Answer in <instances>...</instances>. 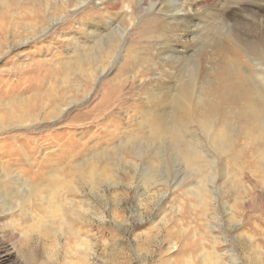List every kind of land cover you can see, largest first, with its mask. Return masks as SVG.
<instances>
[{
	"label": "rangeland",
	"instance_id": "1",
	"mask_svg": "<svg viewBox=\"0 0 264 264\" xmlns=\"http://www.w3.org/2000/svg\"><path fill=\"white\" fill-rule=\"evenodd\" d=\"M13 1H22L21 5L28 2ZM160 1L162 4L184 2L191 13L202 17L220 10L219 0H117L114 9L104 7L99 0H87L77 7L72 1L61 6L57 0L48 13L60 17V20L50 24L47 22L48 13H45L43 18H36L34 24L35 29L41 26L45 30L13 46L10 43L24 35L18 19L22 12L19 8L4 10L8 24L0 30V98L5 96L3 100L9 99L10 96L5 95L8 91L25 96L30 95L34 88L43 87L41 90L46 91L39 95L41 98L55 96L49 102L54 109L61 105V98L76 102L68 105L57 118H54L55 112L48 116L40 112L38 118L43 120L39 123L18 127L8 125L0 129V169L6 166L4 162L10 163L8 169L19 173L28 182L32 180L38 186L42 184L39 187L43 190L46 187L44 183L54 177L55 164L60 166V177L68 179L67 163L89 159L98 164L103 182L97 187L88 183L85 187L76 188L89 212L86 209L88 218L85 220L70 223L69 230L66 222L56 221L49 215L51 211L46 207L54 208L57 202L54 198L51 205L44 202L41 206L37 194L33 193L23 201L18 200L20 205L12 208L11 213L0 208V264H219L218 259L221 264L232 261L264 264V158L260 152L264 149V141L253 143L251 139L234 137L237 139L232 146L234 154H237L235 158L228 153L217 155L214 149L202 143L209 153L202 162L204 169L200 171L199 181L196 172L181 161L176 162L169 152H163L168 151V147L162 149L163 155H151V173H148L146 151L140 149L137 156L118 151L121 147L119 140L137 129L136 119H140V112L132 107L143 100L139 88L141 84L151 83L155 76L152 68L158 58L155 52L156 44H159L155 41L160 34L168 35V38L169 35L183 36L181 22L166 25L159 21L162 16L159 11L155 12L154 7L162 6ZM155 2L157 5L152 6ZM26 5L33 7L31 2ZM91 23L105 28L97 42H92V37L86 32L91 29L88 27ZM120 29H124V34L115 48L116 52H112L110 60L102 54L101 62H108L91 83L81 74L82 70L84 73L87 71L85 66L80 73L82 55L93 54L97 45L104 44L109 34ZM146 29L151 30L146 40L151 45L147 58L150 59L154 53L156 59L153 62L150 59L146 64L145 58L141 59L124 73L123 77L127 75L129 82L118 89V96H114L110 103H99L101 88L110 90L109 83L107 87L104 82L118 75L119 66L128 59L127 47L137 44V36L145 33ZM75 51L79 52L77 57ZM137 52L141 53V49ZM142 56L145 57L144 54ZM32 62L29 70L17 68L27 67ZM145 66L150 70L142 83L129 76ZM9 67L20 71L8 70ZM69 83L78 89L66 87ZM84 93L86 96L83 98ZM77 112L82 113L70 119ZM93 117L96 120H92ZM104 149L113 153V161L106 163L100 156ZM72 153L75 154L72 159L65 156ZM45 158L52 165L40 167L43 176L39 178L32 172L38 168V161L42 159L45 162ZM105 166L107 170H104ZM5 169L2 172L7 171ZM147 173L155 182L144 186ZM4 184L9 185L6 181ZM197 185L206 189V195L195 193ZM42 194L46 192L43 190ZM69 197L77 199L74 195ZM43 225L54 231L50 238L40 236ZM18 240L24 243L21 248L16 242Z\"/></svg>",
	"mask_w": 264,
	"mask_h": 264
},
{
	"label": "bare ground",
	"instance_id": "2",
	"mask_svg": "<svg viewBox=\"0 0 264 264\" xmlns=\"http://www.w3.org/2000/svg\"><path fill=\"white\" fill-rule=\"evenodd\" d=\"M8 1L0 0V30L8 24V19L6 20L3 15L6 8H19L20 12H22L18 18L20 23L18 24L21 26V31L24 32V35L22 37L20 36L21 38L16 42L10 43L13 46L28 41L45 30V27L41 26L39 29H35V20L41 16L43 18L45 13L50 12V6L56 5L57 0H28V2L22 5V1L20 3H15L13 0L8 3ZM71 1L75 7L87 2V0H60V5H66L67 2L69 3ZM116 1L99 0L104 7L109 9L117 7ZM29 2H31L33 7L26 5ZM155 4L157 5L155 2L152 6ZM217 4L220 10L217 11L216 9V12L214 11L206 17L191 13L189 8L184 6V2L174 4H170V2L166 4L164 2L162 6L154 7L155 12L159 11V14L162 16L159 20L161 23L168 25L181 22L184 26L183 36L172 37L169 35V39L168 35L164 37L162 36L163 34H160L158 36L159 39L155 41L156 43L159 42L158 45L156 44L157 48L155 52L158 58L153 63L154 68H152L154 69L155 76H153L151 83L141 84L139 94L143 95V100L138 104L135 103L136 105L134 104L132 107L133 110L140 112V116H138L140 119H136L137 129L131 135L124 138L125 140H119L121 147H118V151L131 153L134 156H137L136 154L140 149L146 151V162L149 164L148 173L153 171L150 168L151 155L154 153L157 157L158 154L163 155V152H169L176 162L181 161L192 172H196L198 174L196 178L198 179L201 175L200 171L204 169L202 162H205L206 154L209 153L208 150L202 147V143L205 146H210L212 150L214 149L217 155H225L228 153L235 158L237 154H234L235 149L233 150L232 146L234 147V142L237 139H251L252 141L250 140V142L264 141V0H219ZM160 7L164 9L161 10ZM233 11L236 13H233ZM47 18V22L50 24L60 20V17H55L51 13H48ZM88 27L91 29H87L86 32L92 37V42L100 40V34L105 28L100 27L97 23H91ZM123 30L120 29L115 33L109 34L107 39L105 38L106 41L104 44L97 45L93 54L82 55L79 61L80 73L85 66L87 71L84 73L85 70H82L81 74L91 80V83L94 82L99 71H102L105 63L107 64L108 62L107 60L101 62L102 54H106V57L110 60V57L113 55L112 52H116L115 48L120 44L122 35L124 34ZM146 30L145 33L137 36V44L127 47L126 50L128 52L126 54H128V59L119 66L118 75H114V77L104 82V86L109 83L110 90L108 88H101V96L98 99L99 103H110L114 96H118V89H122L129 82L127 75L123 77L124 73L140 62L141 59L145 58V64L150 59H152L151 62L156 59L154 58V53H152L150 59L147 58L148 54H150L148 49H150L151 45L146 40L151 30ZM139 36L143 38L140 39ZM161 36L162 38H160ZM11 41L13 40L11 39ZM168 41L171 42L163 43ZM137 49H141V53H138ZM74 54L77 57L79 52L75 51ZM32 65L33 62L27 67L26 65H22L17 66V68L29 70ZM9 68L8 70H18L14 67ZM149 70L145 66L142 70H134V74L132 73L133 75L131 74L129 76L133 80L141 82ZM66 87L75 88V90L78 89L72 86V83H69ZM42 88H34L30 94L31 96L21 95L23 93L16 95L8 91L5 95L7 97L10 96L9 99L3 100L2 98L5 96L0 98V129L8 125L18 127L26 124H30L31 126L39 123L43 120V118H38L40 112L44 116L55 112L56 115L54 118H57L66 110L68 105L76 102V100L61 98V105L59 107L55 106L54 109V107H50L49 102L54 100L55 96L49 95L41 98L39 95L40 92L46 91V89L42 91ZM23 90L20 91L23 92ZM85 96L86 94L84 93L83 98ZM66 97L69 96L66 95ZM56 107L58 110H56ZM81 113L77 112L74 115L72 114L70 119L79 117ZM95 113L98 112L95 111ZM100 115H102V112ZM92 120H96L95 117ZM164 145L165 147H163ZM167 147L168 151L162 152V149ZM257 147L259 148V146ZM262 151H260L261 157L264 158V149ZM101 153L103 155L100 154V156H103L106 163L112 160V152L104 149ZM73 155L75 154L72 153L65 156L67 158L71 157L72 159ZM237 159L239 160V158ZM38 162V168L32 173L42 178L43 175L41 174L43 172L39 170L40 167L42 168L52 164L46 158L45 162L42 159ZM4 164L6 165L7 171L2 172L5 167L0 169V208L3 212L7 209L11 213L13 211L12 208L16 209L20 205L18 200L23 201L35 193L37 194L38 203L41 206L44 202L51 205L53 198L55 202H58L54 204L53 209L46 208L49 212L51 211L49 215L56 218V221L60 222L62 220L64 223L66 222L68 224L66 228L70 227L69 224L72 222L77 223L88 218L87 214L89 211L86 208L88 211L86 212L84 208L85 202L79 196V192L75 191L76 188L85 187L88 183L92 187H97L100 182H103L101 181L102 172H99L98 164H93L89 159L75 164H72V162L67 163L66 169L69 172L66 174L69 176L68 179L60 177L58 174L60 166L59 164H55L56 166L53 169L54 177L49 178L47 180L48 183L46 181L47 184L44 183L46 187L43 190L46 194L43 195V190L39 187L42 184L38 186V183H35L36 181L33 182L31 180L28 182L19 173H14L13 170L8 169L10 163L4 162ZM31 164L34 166L33 162ZM107 166L109 167V165ZM108 167L105 169L101 168V170H107ZM148 173L146 175L148 178L144 180V186L155 182ZM5 181L9 183L8 187L4 184ZM195 188L196 192L193 189L192 191L199 196L206 195V189H200L198 185ZM90 189L92 190V188ZM70 195H74L77 199L73 200L69 197ZM60 212H62V215L57 216ZM42 213L44 216L46 215L43 211ZM41 220L43 219L41 218ZM43 226L41 227V231H39L40 236L50 238L54 234V231L46 227V225ZM16 242L20 248L24 244H21L20 240ZM217 262L221 264L219 259ZM230 264H238V262L232 261Z\"/></svg>",
	"mask_w": 264,
	"mask_h": 264
}]
</instances>
